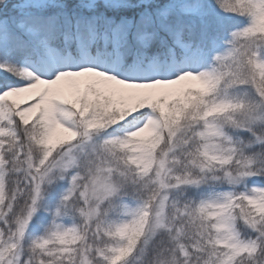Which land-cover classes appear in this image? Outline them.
<instances>
[{"label": "snow or ice", "instance_id": "obj_1", "mask_svg": "<svg viewBox=\"0 0 264 264\" xmlns=\"http://www.w3.org/2000/svg\"><path fill=\"white\" fill-rule=\"evenodd\" d=\"M0 264H264V0H0Z\"/></svg>", "mask_w": 264, "mask_h": 264}]
</instances>
